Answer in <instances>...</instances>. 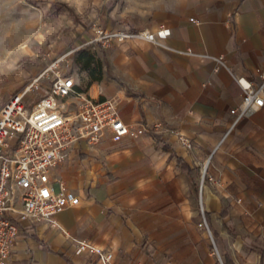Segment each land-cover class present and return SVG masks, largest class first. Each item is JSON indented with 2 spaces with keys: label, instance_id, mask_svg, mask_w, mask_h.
<instances>
[{
  "label": "crops",
  "instance_id": "obj_1",
  "mask_svg": "<svg viewBox=\"0 0 264 264\" xmlns=\"http://www.w3.org/2000/svg\"><path fill=\"white\" fill-rule=\"evenodd\" d=\"M55 1L73 2L105 29L170 33L160 44L132 38L102 46L83 37L97 65L82 67V87L113 98L140 132L107 129L95 143L77 140L56 174L79 203L56 213L59 227L20 220L7 264H102L63 229L111 251L108 264H264V107L238 118L229 111L242 97L232 73L256 83L264 69V0H174L135 19L118 5L102 16L106 0L90 8L89 0ZM37 19L21 21L18 41L39 32ZM218 55L227 68L215 67ZM10 67L0 64V107L24 85L27 72L14 76ZM155 120L192 148L173 132L142 130ZM206 160L218 183H200ZM200 202L211 235L198 225Z\"/></svg>",
  "mask_w": 264,
  "mask_h": 264
},
{
  "label": "built area",
  "instance_id": "obj_2",
  "mask_svg": "<svg viewBox=\"0 0 264 264\" xmlns=\"http://www.w3.org/2000/svg\"><path fill=\"white\" fill-rule=\"evenodd\" d=\"M169 33L166 27L155 31L98 27L87 43L98 42L106 46L111 42L140 38L160 44ZM67 55L53 59L25 90L15 93L0 107V264H7L20 220H45L50 226L59 227L56 213L79 203L78 195L56 174L77 140L95 143L107 129L115 136L136 137L140 132L121 118L113 98L91 95L82 87L81 78L68 71V64L58 67L59 61L67 63ZM211 57L216 68H227L223 55ZM44 74L50 78L47 90L28 104L23 99L24 93ZM232 76L242 89V97L237 106L230 108V113L238 118L264 107V69L259 70L256 83L245 76L234 73ZM142 130L173 132L183 146H193L189 138L160 120L144 123ZM207 167L208 160L201 166L200 183L205 177L218 183V176L208 175ZM200 212L198 225L205 227L211 235L201 202ZM63 233L79 249L96 253L102 264H108L112 259L111 251L73 237L67 230L63 229Z\"/></svg>",
  "mask_w": 264,
  "mask_h": 264
},
{
  "label": "rangeland",
  "instance_id": "obj_3",
  "mask_svg": "<svg viewBox=\"0 0 264 264\" xmlns=\"http://www.w3.org/2000/svg\"><path fill=\"white\" fill-rule=\"evenodd\" d=\"M93 1L95 3L92 4L89 0V8L90 6L96 7L95 4L100 2V0ZM112 1L114 3L110 4ZM70 2L0 0V44L12 40L17 43L12 51L0 50V64L9 63L12 66L10 72L14 76L20 72H27L24 85L18 92L26 89L53 59L67 53V63L59 61L58 67L63 68L68 64V71L78 75L81 79L83 64L88 62V65L93 64L91 66L94 67L91 68L96 67V51L86 49L88 44L82 43L85 40L84 36H88L89 40L94 36L98 27L103 28L102 23L97 16L91 15V18H88L85 10ZM173 2L174 0H106L100 8V14L105 17L115 5H118L121 12L126 14L127 19H135L139 16H149L156 9L166 8ZM35 15L38 18L39 32L30 35L26 44L18 41L21 21L34 18ZM89 29L93 33H90ZM8 31L10 34H7ZM93 43L99 44L98 42ZM49 83L50 78L46 74L39 77L37 82L24 93L23 99L28 104L32 103L47 90Z\"/></svg>",
  "mask_w": 264,
  "mask_h": 264
},
{
  "label": "trees",
  "instance_id": "obj_4",
  "mask_svg": "<svg viewBox=\"0 0 264 264\" xmlns=\"http://www.w3.org/2000/svg\"><path fill=\"white\" fill-rule=\"evenodd\" d=\"M113 3H114V1H112L110 4H113ZM60 7H62V5H60ZM86 66H88V62H86L85 64H83V67H86ZM204 216L206 218V212L205 211H204ZM228 262H229V260L227 262H225L224 264H228Z\"/></svg>",
  "mask_w": 264,
  "mask_h": 264
},
{
  "label": "snow or ice",
  "instance_id": "obj_5",
  "mask_svg": "<svg viewBox=\"0 0 264 264\" xmlns=\"http://www.w3.org/2000/svg\"><path fill=\"white\" fill-rule=\"evenodd\" d=\"M77 2H78V0H77ZM45 195H47V193H45Z\"/></svg>",
  "mask_w": 264,
  "mask_h": 264
}]
</instances>
